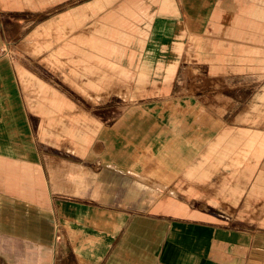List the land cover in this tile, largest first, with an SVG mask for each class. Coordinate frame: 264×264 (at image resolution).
<instances>
[{
  "label": "crops",
  "instance_id": "obj_1",
  "mask_svg": "<svg viewBox=\"0 0 264 264\" xmlns=\"http://www.w3.org/2000/svg\"><path fill=\"white\" fill-rule=\"evenodd\" d=\"M68 1L73 0H0V55L7 33L13 30L15 37L20 24L27 20L25 13L49 10ZM180 1L188 14L202 22L194 35H187L172 21V0H125L104 16L123 17L122 22L129 24L130 38L121 49L125 54L122 69H112L116 76L135 80L141 86L146 80L153 81V94L170 89L179 93L183 86L180 81L173 84V80L186 43L188 51L199 45L214 49L210 70L225 73L222 79L203 80V84L197 78L188 80L192 91L188 96L194 104H205L207 95L214 92L228 98L231 93L224 92L227 89L237 88L238 92L264 84V80L226 78L243 70L264 69V49L259 46L264 45V0ZM209 32L256 42L248 49L227 44L234 49L221 56L215 48L223 42L208 40ZM151 41L153 46L149 47ZM147 55H153L155 61L149 64L146 78L138 81L141 63L149 60ZM90 60L99 66L95 58ZM250 62L253 66H248ZM201 85H206L208 91L199 90ZM214 86L221 90L216 91ZM251 92L257 94L258 89ZM138 115L126 113L114 126L106 127L113 137L105 146L107 158L128 156V139L142 145L150 142L139 131L142 120ZM215 117L223 129L231 128L232 123L224 115ZM42 128L46 134L48 126ZM171 132L165 143L150 145L172 146L168 153L188 159L196 143L194 134L175 128ZM68 150L81 152L82 147L35 146L20 94L18 70L0 57V264H264L261 196L234 201L239 223L232 226L186 201L156 199L158 188L145 182H162L157 176L140 175L148 179L137 182L145 189L140 193L124 169H120L121 174L107 167L99 169L94 159L84 164L82 154H71L68 159ZM93 163L95 170L91 168ZM110 167L117 170V165ZM253 174L256 188H264V168ZM241 192L236 199H243Z\"/></svg>",
  "mask_w": 264,
  "mask_h": 264
},
{
  "label": "rangeland",
  "instance_id": "obj_2",
  "mask_svg": "<svg viewBox=\"0 0 264 264\" xmlns=\"http://www.w3.org/2000/svg\"><path fill=\"white\" fill-rule=\"evenodd\" d=\"M124 1L73 0L49 10L27 12L23 16L27 20L20 24L15 37L13 30L7 33L0 57L12 62L18 70L20 94L35 146L82 147L81 152L68 150L67 158L70 159L71 154H82L84 164L94 159L99 169L107 167L116 174L123 173L120 169H124L140 193L145 189L137 182L148 180L140 175L157 176L155 178L162 182H145L158 188L156 199L169 203L175 199L186 201L235 226L239 222L234 201H251L250 197L256 195L262 197L264 205V188L253 184V173L264 168V84L238 92L237 88L227 89L224 92L231 93L228 98L218 97L214 92L207 95L205 104H194L188 96L192 92L188 80L197 78L203 84V80L210 82L225 76L220 71L211 72L214 49L204 45L188 51L184 43L173 80V84L180 81L183 86L179 93L170 89L153 94L152 88L156 85L153 81L137 85L135 80L116 76L91 60L76 61L72 53H68V46L78 45L85 49L84 54H89L92 47L88 42L104 37V33L96 31L98 27L93 24L97 22L93 20L106 16ZM172 3V21L187 35L199 32L201 20L188 14L180 0H172ZM77 35L81 36L77 38ZM208 40L225 44L220 43L222 45L215 48L216 54L221 56L234 49L227 44H236V49H248L256 42L210 32ZM259 46L264 49V45ZM226 78L261 82L264 69L243 70ZM157 84L161 86L160 82ZM214 87L216 91L221 90ZM205 88L206 85H201L198 89ZM257 89V94L251 92ZM126 113H139L137 118L142 120L139 131H143L151 143H165L172 133L171 128L186 129L194 134L196 143L191 146V156L181 160L168 153L172 146H151L150 142L142 145L128 139V156L117 160L107 158L105 144L98 135L99 125L110 128ZM216 115H224L232 123L231 128L223 129ZM44 124L49 128L46 134L42 131ZM95 163L91 165L92 170ZM113 164L117 165V170L111 169ZM241 191L243 199H236Z\"/></svg>",
  "mask_w": 264,
  "mask_h": 264
},
{
  "label": "bare ground",
  "instance_id": "obj_3",
  "mask_svg": "<svg viewBox=\"0 0 264 264\" xmlns=\"http://www.w3.org/2000/svg\"><path fill=\"white\" fill-rule=\"evenodd\" d=\"M160 11H162V8H160ZM110 15H113V13H111ZM122 18L123 17L108 16L106 18L101 17L99 19H94V21L97 23L93 25H96V27H98L96 28V31H98L99 33H104V37H97L92 39L91 43L88 42V44L92 48L91 52L87 55L78 49H73L70 46H68V53H74L75 55L72 54L71 56H73L74 59L78 62H87L88 60H90V58H95L96 62L100 63L99 67L107 69L111 72L112 69H117L119 72V70L122 69V57L125 55L124 52L121 50L122 45L127 44L130 38L129 24L123 23ZM134 31L136 32L138 31V29L135 28ZM80 36L81 35H79V37ZM150 46H153L152 41L149 47ZM74 47L78 48V45H74ZM92 50H94L95 53L92 52ZM149 50L151 51V49ZM147 58L149 60L144 59V61L140 65L137 75L138 81H143L146 78V75H148L149 72V69L147 70V68H149V64L151 63V61H155L153 55H147ZM172 67L174 68V66ZM170 73L172 72L171 67L169 66L168 74ZM99 126V137L101 138L105 146H109L110 137L113 139L111 133H108L110 130L102 126L101 124Z\"/></svg>",
  "mask_w": 264,
  "mask_h": 264
}]
</instances>
